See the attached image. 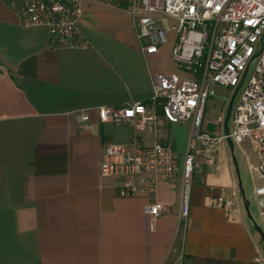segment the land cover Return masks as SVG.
<instances>
[{
  "label": "crops",
  "instance_id": "crops-1",
  "mask_svg": "<svg viewBox=\"0 0 264 264\" xmlns=\"http://www.w3.org/2000/svg\"><path fill=\"white\" fill-rule=\"evenodd\" d=\"M79 29L86 46L55 47L47 26H24L9 0H0V264H264L250 201L240 193L251 183L254 199L262 182L254 151V161L240 158L243 177L235 143L198 155L186 220L191 122L167 123L178 154L173 179L148 175L152 190L125 194L123 178L101 175L106 142L151 146L155 137L103 122L98 107L147 101L156 76L177 70L176 33L147 53L128 12L105 1L84 4ZM226 106L212 118L215 106L207 103L208 130H223ZM155 202L168 210L146 214Z\"/></svg>",
  "mask_w": 264,
  "mask_h": 264
},
{
  "label": "built area",
  "instance_id": "built-area-1",
  "mask_svg": "<svg viewBox=\"0 0 264 264\" xmlns=\"http://www.w3.org/2000/svg\"><path fill=\"white\" fill-rule=\"evenodd\" d=\"M105 1L131 16L142 49L159 51L168 34L177 35L173 56L177 70L156 76L147 101L121 106L98 107L103 122L132 125L137 131H151V146L137 143L104 145L101 175L125 180V194L152 190L148 175L173 179L178 154L168 136L167 123L191 122V137L185 155L182 178L181 214L190 211L191 190L198 155L211 153L226 141H249L259 158L256 167L261 183L254 188V199L264 220V0H9L24 26L44 25L55 47L86 46L79 29L84 4ZM254 70L248 78L252 64ZM216 85L230 87L237 102L230 113L233 124L222 117L223 129L217 134L206 127V107ZM82 121L90 116L80 111ZM225 123V124H224ZM226 208L231 199L220 197ZM168 210L162 203H151L144 212L159 215Z\"/></svg>",
  "mask_w": 264,
  "mask_h": 264
},
{
  "label": "rangeland",
  "instance_id": "rangeland-1",
  "mask_svg": "<svg viewBox=\"0 0 264 264\" xmlns=\"http://www.w3.org/2000/svg\"><path fill=\"white\" fill-rule=\"evenodd\" d=\"M255 63L256 61H254V63L251 66V69L249 71L248 74V78L249 76L252 74L254 67H255ZM242 89V88H241ZM241 89L239 90V92L236 94L234 101H233V105L237 102L238 98H239V94L241 92ZM235 90H232L230 87L227 86H222V85H216L214 87V92L211 94V96L209 97L208 100V105H214V110L211 112L210 117L214 118L216 115H218L220 113V109L223 106V104L226 102L227 106H226V116L228 115V109L230 106V103L233 99ZM233 124V119L232 116L229 119V126H232ZM215 126L213 124H211L209 131L211 133H213L215 131ZM213 134H217V133H213ZM243 148H244V155L242 154V151L240 149V147L237 144H234V155L236 156V162L238 164L237 168L239 169V173L240 176L243 177V171L242 169H240L239 166V162H240V158L243 157L245 163L247 164L246 160H252L254 161L256 159L254 152H253V148L250 144L249 141H245L243 142ZM247 179L248 177L250 178V173H248L246 175ZM243 201L245 202L246 200L250 201V206H249V211H250V215L252 216V222L255 226L256 231L259 233L262 242L264 243V238L262 236V234H264V220L260 214V210L258 208V205L256 203V201L253 199V197H251L252 194V186L251 183L248 185L244 186V193L240 192ZM256 225L260 228L257 229Z\"/></svg>",
  "mask_w": 264,
  "mask_h": 264
},
{
  "label": "water",
  "instance_id": "water-1",
  "mask_svg": "<svg viewBox=\"0 0 264 264\" xmlns=\"http://www.w3.org/2000/svg\"><path fill=\"white\" fill-rule=\"evenodd\" d=\"M235 96H236V94H234L233 99H232V102H231V105H230V107H229V113H228V116H227V118H226V124H228V121H229V119H230V113H231V109H232V103H233V100H234ZM259 229H260V228H259Z\"/></svg>",
  "mask_w": 264,
  "mask_h": 264
}]
</instances>
